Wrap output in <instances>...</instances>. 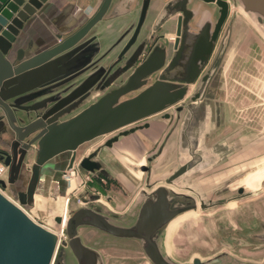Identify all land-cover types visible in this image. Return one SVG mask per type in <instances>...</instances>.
<instances>
[{
    "label": "water",
    "instance_id": "water-1",
    "mask_svg": "<svg viewBox=\"0 0 264 264\" xmlns=\"http://www.w3.org/2000/svg\"><path fill=\"white\" fill-rule=\"evenodd\" d=\"M45 1L0 0V125L4 126L3 130L8 129L13 133V138L8 145V154L0 149V152L5 154L3 163L8 168L7 183L11 184L16 179L24 151L30 148L34 150L25 191L15 193L19 204L24 205L32 200L40 166L49 158L63 151H72L83 142L113 132L148 115L162 112L168 106L176 104V111L184 110L179 126L181 131L184 128V121H190V131H187L184 138L187 135L191 146L186 151H182V154L184 163L190 167L191 175L204 172L222 160L227 149L221 150V154L218 155L214 151L215 147L200 146L204 133L212 128L213 123L210 124L208 121L209 112L202 113L203 108L198 98L194 104H188V100L193 98L188 94L189 85L194 83L213 49L218 32L224 23L229 1L232 5L242 6L244 11L253 13L255 23L264 25V0H172L176 2V7L169 15H177L175 35L181 37L182 33L187 34L188 23L192 19L187 10L190 2H212L218 7V16L212 30H209L207 24L203 33L196 35L187 60L182 59L184 42L177 48L176 56L166 65H164V47L154 45L147 56L141 60L139 55L142 48H137L123 64V69L132 68L126 79L120 84L107 86L95 100L73 115L58 120V117L69 111V107L54 115L50 114L93 85L96 80L94 76L85 79L81 85L58 100L40 117L24 125H18L14 116V109L18 108L16 103L19 102L16 97L56 80L65 69L77 64L80 56L86 53L81 51L85 47L89 49V46H92L89 52L96 50V45L90 44L94 37H87V33L102 18L111 2V0H100L92 14L77 28L62 37L58 36V41L49 47L23 57V49H14V46L19 42V34L24 23ZM148 1L142 0L136 26L127 37L121 54L133 44ZM164 20V18L161 19L159 23ZM177 41L176 38L173 49ZM190 66L193 68L190 69ZM173 67L176 68L177 75L171 78L172 83L165 82L163 73ZM158 70L161 71L157 78L146 84L147 76ZM48 89L49 87L46 91ZM133 91L137 92L126 96ZM54 98L53 95L47 97L41 105ZM34 109L35 106H30L27 110ZM197 112L199 116L195 121ZM33 132L36 133L26 142L22 141ZM19 144L22 150L17 157L16 147ZM182 159L181 157L179 162H182ZM70 166L71 159L67 163V167ZM80 166L89 172L97 168L83 163H80ZM181 167L183 168V164ZM166 182L170 183L168 180ZM0 186H5L2 179H0ZM171 186L180 189L174 183ZM245 196L246 194L241 197H227L206 207L203 206L202 201H199V208L206 209L210 206L222 205ZM83 201L87 202L89 198ZM95 203L93 201L68 209L62 228L65 239L58 240L52 231L33 221L0 194V264H65L68 263L67 256L72 264H103L99 252L82 241L79 235V229L82 227H88L91 231L112 238L138 241L144 257L150 264H177L163 254L159 241H155V235L163 231V227L165 228L175 218L195 210L196 205L191 197L175 193L169 187L159 185L141 205L136 221L127 227L109 223L103 214L98 212L99 210L105 213L107 211H103ZM54 222L56 224L61 222L60 216H55ZM220 256H224V253L213 258ZM210 260L201 261L198 257H193L191 264H207Z\"/></svg>",
    "mask_w": 264,
    "mask_h": 264
},
{
    "label": "rangeland",
    "instance_id": "rangeland-1",
    "mask_svg": "<svg viewBox=\"0 0 264 264\" xmlns=\"http://www.w3.org/2000/svg\"><path fill=\"white\" fill-rule=\"evenodd\" d=\"M238 9L239 5L229 1V14L214 48L219 43L220 48L225 49L216 81L218 119L204 133L201 143V146L215 147L218 155L221 150H227L217 165L190 177L192 182H198L200 175L207 178L210 184L205 192L207 198L234 193L239 187L246 190V196L232 201V208H227L226 203L206 209L196 207L189 211V217L178 218L175 228L166 226L159 234V246L163 254L168 251L167 258L177 264H191L193 257L201 261L211 259L207 264H264V25L255 23L254 18L248 19ZM232 15L235 17L230 24ZM99 30L95 33H100ZM102 139L100 136L94 141L99 143ZM137 153L136 150L132 153L135 159L129 163L122 157L119 170L111 167L106 179L76 164L70 172L67 163L61 161L53 177H49L51 185H46L43 171L35 189L37 199L22 206L37 223L60 232L59 240L65 236L63 225L56 224L53 215H65L68 209L83 205L90 193L103 195L101 203H95L103 211L111 208L126 213L129 224L141 186L135 174V163L142 162ZM33 158L34 151L30 150L23 162L22 174L33 163ZM119 175L130 182L123 183ZM59 182L62 183L60 188ZM24 185L18 188L23 189ZM0 188L16 199L13 189ZM216 188L220 190L214 194ZM249 192L252 194L247 195ZM118 194L126 195L122 205L116 200ZM104 195H111L112 199L105 201ZM79 235L85 244L99 252L103 264H150L137 241L116 240L88 227L80 228ZM222 253L224 256L213 258ZM68 257L66 263L72 264Z\"/></svg>",
    "mask_w": 264,
    "mask_h": 264
},
{
    "label": "flooded vegetation",
    "instance_id": "flooded-vegetation-1",
    "mask_svg": "<svg viewBox=\"0 0 264 264\" xmlns=\"http://www.w3.org/2000/svg\"><path fill=\"white\" fill-rule=\"evenodd\" d=\"M140 1V7L142 0ZM153 1V2H151ZM228 2V1H227ZM191 3H195V5H191ZM150 6H155L154 15L152 17V23L154 26L151 28V34L145 35V43L141 49V53L139 55V59H143L147 56L151 48L154 45H158L159 47H164V65L169 63L173 57L176 56V51L179 45L184 42L183 44V58L187 60L190 56V52L192 47L194 46V40L196 35L203 33L206 25H209V30L211 31L213 28V24L215 19L218 16V7L214 6L212 2H200V1H192L187 5V10L189 15L192 16L191 21L188 23V32L187 34L182 33L181 36H176V24H177V15L172 14L169 15L172 9L176 7V2L172 0H149L147 2V8L145 9L144 18L147 15V10ZM140 7L138 11V15L140 12ZM229 14V3L227 4V14L225 20ZM105 15V14H104ZM102 16V18L104 17ZM235 15L229 19L230 24L233 22ZM101 18V19H102ZM143 18V19H144ZM165 19L162 23H159L161 19ZM100 19V20H101ZM99 20V21H100ZM224 20V22H225ZM98 21V22H99ZM167 26H166V25ZM229 28V25L228 27ZM222 29V28H221ZM220 31L216 37L214 46L212 51L210 52L207 60L204 62L200 72L198 73L194 83L189 85V92L190 97L192 99L188 100V104H194L198 98V101L201 103V108H203V112H209V123L212 124L214 120L217 122V107L215 103L216 97V81L218 70L221 65L222 57L224 55L225 49L220 48L219 43L218 47L214 50L217 39L220 36ZM228 30V29H227ZM229 31V30H228ZM126 34V33H124ZM122 35L124 39L122 42L121 47L116 51L114 55H109V50H99L98 46V38L95 33H93V27L88 31L87 37H94L90 44L93 46L96 45L97 49L89 52L90 48L81 50L82 52L86 53L83 56H80L77 64L72 68L65 69L64 73H61L60 76L53 81H49L38 87L33 89L29 92L23 93L16 97L19 101L16 103L17 107L14 109V116L17 119L18 125H24L29 121L40 117L47 109L53 106L58 100L62 97L70 93L74 90L77 86L81 85V83L87 79L88 77L94 76L96 78L93 85L83 91L81 94L77 95L73 100L69 103L65 104L61 108H58L50 115H54L62 111V109L69 107V111L67 113H63L58 120L65 119L86 105L90 102L88 101L90 98H95V96L99 95L103 89H105L110 84H120L122 83L126 77L128 76L129 72L132 70L131 67L123 69V64L125 59L129 56L127 51L121 54L122 48L124 43L127 40L125 35ZM169 36V37H168ZM208 36L209 33H208ZM207 36V37H208ZM177 38V45L173 49L174 41ZM119 41V40H118ZM208 40H206L207 42ZM115 44H117L115 42ZM105 57V58H104ZM193 68L190 66V69ZM161 70L153 72L149 74L146 78V84L151 83L154 79L157 78V75L160 73ZM187 73V72H186ZM185 73V74H186ZM165 82L172 83V77L177 75L176 68H171L168 71L164 72ZM188 74V73H187ZM49 89L46 91V88ZM45 89L44 91H42ZM39 91H42L38 94ZM138 91V90H137ZM137 91L130 92L126 96H130L135 94ZM53 95L55 98L49 101H45L44 105H41L42 102L49 96ZM187 97V96H186ZM196 98V99H195ZM95 100V99H94ZM87 101L89 103H87ZM87 103V104H86ZM72 105V107H71ZM35 106L33 111L27 110L28 107ZM176 105L168 106L164 111L159 113H154L148 115L140 120H137L131 124H128L122 128H119L113 132H110L105 135H100L103 139L99 143H97L96 138L97 136L89 141L83 142L75 147L72 151H63L58 153L59 155L53 157L49 161H47L41 168V176L43 175V171H45V167L48 163H51L53 167H49V171L53 172L56 171L60 167L59 162H66L68 163L69 159H71V166L74 164L78 165L81 169L80 163L84 165L90 164L95 168L91 173L94 176H99L100 178H109L110 176V169L111 167L114 169L119 170V165H122V157H125L127 162H132L135 159L134 151L136 150L137 157L142 158V162L137 161L136 164V176L138 180H140V187H139V195L137 204L135 203V207L131 212L132 218H129L131 223H127L128 217L126 213L108 208V211L102 212L99 210L101 214L105 217V219L114 225L117 226H131L137 219L138 213L140 211L141 205L145 202V199L152 195L153 190L158 187L159 185H164L169 187L175 193L185 194L191 197L195 202V208L199 207V201L203 202V206L206 207L211 205L213 202L224 200L227 197L236 196L241 197L245 195L246 190L243 188L239 190L241 187L237 188L234 193L224 194V195H217L214 198H207L206 197V190L210 187V184L207 178L203 177L202 175L198 176V182H192V178L190 177V167L184 163V155L182 151H186L190 148L191 143L188 137L184 135L187 134V131H190V121H184V128H179L180 121L182 119V115L184 110L176 111ZM26 111V112H25ZM49 115V117H50ZM199 113L197 112L195 118L197 121V117ZM4 126L0 125V131H10L8 129H2ZM11 132V131H10ZM12 133V132H11ZM36 132L29 134L26 138L22 141L26 142L30 137H32ZM13 138V136H12ZM12 140V139H11ZM7 138V144L2 142L5 148H0L4 153L8 154L9 150V142L11 141ZM109 143V144H107ZM119 145V146H117ZM201 146V145H200ZM204 148V146H203ZM117 149V150H116ZM22 150L21 145H17L16 147V156L18 157L20 151ZM32 150V148L27 149L24 151L23 156L21 158V163L19 169L21 167V171L19 174L18 179H14L11 184L6 182L7 179V169L3 174L2 180L5 182L4 189L10 190L13 189L14 192L18 191H25L26 188V177L22 174L23 170V162L25 160L26 155L28 152ZM133 153V154H132ZM182 159L180 163L179 160ZM5 158V154L0 152V161L3 163ZM131 158V159H130ZM130 159V160H129ZM131 164V163H130ZM183 164V168L181 167ZM7 166V165H5ZM31 166V165H30ZM71 168V167H70ZM182 168V169H181ZM28 171V175H30V167L26 168ZM54 169V170H53ZM183 170V171H182ZM19 171V170H18ZM181 171L183 173H181ZM177 173V174H176ZM22 174V175H21ZM40 176V178H41ZM17 178V177H16ZM123 183H129L126 177H118ZM29 179V176H28ZM27 179V180H28ZM170 181L167 183L166 181ZM26 182V183H25ZM39 182V178H38ZM36 183V185L38 184ZM139 182V181H138ZM172 183L178 185L180 189L176 188L175 186H171ZM15 184V187H14ZM25 184V185H24ZM23 189L18 188V186H23ZM36 185L33 189V193L35 192ZM58 187L60 188V182L57 183ZM220 188H216L214 194L219 191ZM119 197L116 196V200L120 201V204L125 200L126 195L118 194ZM103 195L98 193H90L88 195L89 201L84 202H100L101 197ZM112 199L111 195H104L105 201H110ZM33 200V195H32ZM32 200H29L23 206L30 205ZM228 203H233L228 202ZM226 203L225 205H227ZM122 205V204H121ZM123 215V216H121ZM125 215V216H124ZM189 217V212L180 215L179 217L175 218L174 221L169 223L167 226L169 228L172 225V228L176 227L178 224V218L181 216ZM53 216H60L61 218H65L66 214H58ZM125 222V223H124ZM167 228V229H168ZM164 229V227H163ZM161 232V231H160ZM160 232H157L155 235V241H159L158 237ZM112 238V237H111ZM65 239V236L64 238ZM60 239V240H62ZM117 240V238H114ZM121 240V239H118ZM122 240H130V239H122ZM131 242L135 240H130ZM138 242V241H137ZM166 256H169L166 253Z\"/></svg>",
    "mask_w": 264,
    "mask_h": 264
},
{
    "label": "crops",
    "instance_id": "crops-1",
    "mask_svg": "<svg viewBox=\"0 0 264 264\" xmlns=\"http://www.w3.org/2000/svg\"><path fill=\"white\" fill-rule=\"evenodd\" d=\"M99 1L46 0L24 23L19 34V42L14 49H23V57H25L49 47L58 41V36L62 37L81 25L92 14ZM139 7V0H111L104 17L93 27V33L96 29H100V33H95L100 51L108 49V54L111 56L116 53L124 40L122 35L126 33L124 35L129 37L136 26ZM154 9L155 6L149 5L138 34L127 50L128 55L132 54L135 49L142 48L145 43L144 36L151 34V28L154 26L152 23ZM0 138V143H2V138H6L5 131H0ZM50 166L53 167L51 163H48L45 167L46 185L51 182L49 177H53L52 175L56 172H50L48 170Z\"/></svg>",
    "mask_w": 264,
    "mask_h": 264
},
{
    "label": "bare ground",
    "instance_id": "bare-ground-1",
    "mask_svg": "<svg viewBox=\"0 0 264 264\" xmlns=\"http://www.w3.org/2000/svg\"><path fill=\"white\" fill-rule=\"evenodd\" d=\"M237 10V9H236ZM238 10H240V13H243L248 19H253L254 18V14L253 13H251V12H246V11H244L243 10V8H242V6H240V9H238ZM256 16V15H255ZM96 24H98V23H96ZM95 24V25H96ZM94 25V26H95ZM93 26V27H94ZM98 44H99V42H98ZM105 58V57H104ZM173 106V105H172ZM5 134H6V138L4 139V138H2V142H4V143H6L7 142V138L9 139V140H11L12 139V136H13V133H11L10 131L8 132V131H6L5 132ZM1 139V138H0ZM4 139V140H3ZM7 144V143H6ZM9 144V143H8ZM0 148H5L4 147V145H2V143H0ZM57 155H59V154H57ZM57 155H55V156H57ZM55 156H53V157H55ZM53 157H51V158H49L48 160H46L45 162H43V164L42 165H44L47 161H49L50 159H52ZM42 165L40 166V171H39V180H40V176H41V168H42ZM22 167V166H21ZM21 167H20V169H19V171H18V173H17V178H16V180L18 179V177H19V174H20V171H21ZM71 167V168H70ZM70 167H68V170L70 171V172H72V166H70ZM6 169H7V166H6ZM259 170V169H258ZM24 177H28V172L27 171H24ZM250 178H252V176L250 177ZM49 185H51V183H49ZM62 185V183H60V186ZM14 187H15V184H14ZM37 195L35 196V192L33 193V200H32V203H34V201L37 199ZM232 206H233V203H228L227 205H226V207L227 208H232ZM238 206V205H237ZM25 211V210H24ZM26 212V211H25ZM26 214L33 220V221H35L27 212H26ZM61 218V217H60ZM65 219H66V217L63 219V218H61V222H59L58 224H62L63 226H64V221H65ZM36 222V221H35ZM172 228V225H170L169 226V228L168 229H171ZM50 230V229H49ZM50 231H52V229L50 230ZM54 234H55V231L53 230L52 231ZM167 253H168V251H167Z\"/></svg>",
    "mask_w": 264,
    "mask_h": 264
},
{
    "label": "built area",
    "instance_id": "built-area-1",
    "mask_svg": "<svg viewBox=\"0 0 264 264\" xmlns=\"http://www.w3.org/2000/svg\"><path fill=\"white\" fill-rule=\"evenodd\" d=\"M5 169H6V166L4 163L0 162V178L1 176L4 174L5 172ZM0 194L3 195L7 200H9L11 203H13L15 206H17L21 211H23L25 214L26 212L24 211L25 209L23 208V206L21 204L18 203L17 199H13L11 198L10 196H7L3 191L2 189L0 188ZM27 215V214H26ZM55 235L57 237V239L59 240V235H60V232L59 234L55 232Z\"/></svg>",
    "mask_w": 264,
    "mask_h": 264
}]
</instances>
